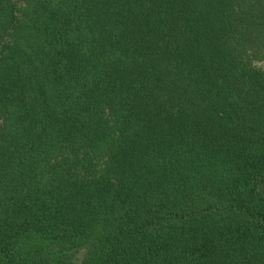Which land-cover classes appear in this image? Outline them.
I'll use <instances>...</instances> for the list:
<instances>
[{
    "label": "trees",
    "instance_id": "trees-1",
    "mask_svg": "<svg viewBox=\"0 0 264 264\" xmlns=\"http://www.w3.org/2000/svg\"><path fill=\"white\" fill-rule=\"evenodd\" d=\"M0 264H264V0H0Z\"/></svg>",
    "mask_w": 264,
    "mask_h": 264
}]
</instances>
